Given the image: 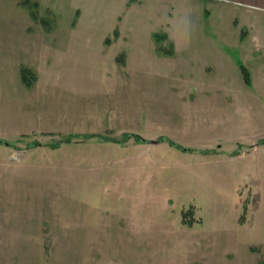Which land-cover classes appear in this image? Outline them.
Segmentation results:
<instances>
[{"label":"rangeland","instance_id":"374dc122","mask_svg":"<svg viewBox=\"0 0 264 264\" xmlns=\"http://www.w3.org/2000/svg\"><path fill=\"white\" fill-rule=\"evenodd\" d=\"M46 1L0 0V113L12 92L7 73L19 67L35 97L42 71L50 85L57 77L55 63L82 67L105 92L93 96L88 112L62 102L64 112H78L63 133L16 136L31 123L0 117V139L9 143H0V264H261L264 97L233 99L230 79L208 80L220 92L206 96L198 76L207 61L217 67L210 74L218 73L216 55L230 49L220 35L231 33L232 3L154 0L146 27L178 45L169 57L171 43L157 41L164 55L154 54L150 85L138 78L149 72L151 54L103 43L116 28L142 27L125 20L133 10L125 11L126 0H72L82 15L66 21ZM65 1L58 0L61 13ZM52 30L67 36L54 39ZM41 31L46 38H38ZM121 51H129L127 71L112 66L124 62ZM230 56L224 76L233 74ZM135 63H142L138 72Z\"/></svg>","mask_w":264,"mask_h":264},{"label":"crops","instance_id":"0c3cea01","mask_svg":"<svg viewBox=\"0 0 264 264\" xmlns=\"http://www.w3.org/2000/svg\"><path fill=\"white\" fill-rule=\"evenodd\" d=\"M226 1H230L234 6V9H232L231 12V20H233V23L235 25H231V33H222L220 37L229 38V41H232L229 42L230 49L226 51L227 54H223V50L220 49V56L216 55L219 62V64L217 65L219 67L218 73L212 72L213 74H210L211 71H216L217 67L214 68V66L208 61L205 64L206 67L204 66V64V67L201 66V73L198 75L201 79L200 85L203 88L204 86L206 87V92L204 95H212L214 97H218L217 94L220 92V89L216 88V85L214 86L208 84V80L216 83L217 80L230 79L229 84L233 86L231 91L233 99L240 100L241 96H243L252 102L261 100V97H264V0ZM71 2L72 0L65 1V6L67 8L64 9L62 13L58 10V0H47L45 5H56L54 6L55 12L53 13L57 21H66L69 15H74L76 19H79L80 15H82V10L77 4ZM37 3L39 5H43L44 0H41V2ZM63 3L64 0H62L61 4ZM237 5H244L246 7H258L262 10V13H260L259 15L245 13L243 11H239ZM128 8H133V10L129 13L128 19L127 17H125V20H128L127 22H137L138 24L142 23V27L140 28V25H138L137 28L133 29L131 32L120 31L118 28H116L117 31L114 32L113 30L112 35L107 36V39L104 40L103 43L107 47H112L118 42H121L122 44H126L129 46L131 45L132 48H134L135 53L140 54V52H143L144 50L145 54H151L153 63L150 64V67L148 68L149 70H147L149 72L146 73L144 78H142V75H140L141 78L139 77L138 79H145L146 81H150V85H154V54L164 55V53H169V57H175L177 51L176 46L178 45V42L175 41L174 38H172V35L168 34L167 32L159 33L146 27L147 24L154 21V0H126L125 11H127ZM66 10L67 14L65 15ZM61 14L62 18H60ZM239 15H241V17ZM122 16L123 14L118 15V22H122ZM171 16V11H167V17L171 18ZM240 20L244 23H242ZM238 23H241L242 25L240 26ZM72 24L73 23H71V25ZM233 26L237 27V30H234ZM73 28L74 26L70 27L71 30ZM41 32L44 34L43 31ZM50 33H54V39H57L58 37L65 38L67 36V32L59 30H52V32L50 31ZM216 35L214 36L215 38L217 37ZM38 38L44 39L46 38V36L44 34L38 36ZM131 39L132 41H130ZM157 41H160V43L162 42V44H165L167 42L169 44L171 43L172 51L170 50V52L164 53L160 52L156 47V44H158ZM45 43L46 42H44L43 44L44 46L47 45ZM60 45H67V42L63 40ZM229 51L230 53H228ZM121 53L125 55L124 62L119 63V65L115 62H112V66H114L116 69L119 68L120 70L127 71L128 68H131L132 66V63L129 61L128 57L129 51L127 53L121 51ZM223 55H225V57L228 56V58L229 55H232L230 57L232 61L231 67L233 68V74L231 73L230 76H224L225 72L221 73V71L223 72L224 64L226 63L227 65V63L229 62L227 57L223 58ZM235 55L237 57V63H240L237 67L233 64V60H235L236 58ZM49 63L50 62L46 61V65H49ZM22 64L26 65L25 63ZM141 64L142 63H135V69L137 70V72L140 69ZM27 67L31 68L30 65H28ZM45 67L46 66H44V69L46 70ZM19 68L17 72L19 71ZM54 69H56L59 73L57 77L52 81L51 85L48 84V80H52V78L48 75V72L45 73L42 71L41 77L36 80V82L39 83L37 89L38 94L36 97L35 95H32L33 93L31 92L30 88L25 87L24 79L19 78V74L17 75V72H13V74H10L9 72L7 73L9 79L12 81L11 83L8 81L7 85L11 87L12 92H6L7 95L6 97H4V99L6 98L7 110L5 114L0 113V117H3L6 120H10L13 118L16 121H23L27 124L31 123L29 129L25 130L27 132L18 133L16 136H18L19 134L28 136L32 134H55L57 132L63 133V131L61 130L64 129V126H66L67 124H71L70 120L73 119L78 112H74L73 110L64 112L63 106H60L62 102H65L67 105H69V107L78 106L80 107V109H85L84 112H88V110L86 109L90 107L89 103L93 96L96 94H103L105 92V89L95 88L91 84L93 82V78L91 79L92 76H87V73L85 72L82 73V71L84 70L78 65H73L71 63H55ZM244 72L247 73L246 75L248 76L249 82H246ZM202 83L204 84V86L202 85ZM41 85L42 88H40ZM97 91L99 93H97ZM37 99H44V104L42 106L36 105ZM259 111L263 112V108L260 107ZM89 112L92 116H96L95 112ZM158 143L161 144L165 142L158 141L155 142L154 145ZM252 245L248 246V250L250 252H254V250L251 249ZM258 245L262 246V253H260L262 255L260 257L261 259L259 260L261 264H264V242H259Z\"/></svg>","mask_w":264,"mask_h":264},{"label":"trees","instance_id":"16d2710c","mask_svg":"<svg viewBox=\"0 0 264 264\" xmlns=\"http://www.w3.org/2000/svg\"><path fill=\"white\" fill-rule=\"evenodd\" d=\"M245 74V80H246V82L248 81V77H247V75H246V72H244ZM131 136H135L136 138H137V140L138 141H141V136H139V135H134V134H131ZM160 140H164V141H166V142H169V143H171L174 147H178V144L177 143H175V142H170V140L167 138V137H162ZM186 149V148H185ZM189 150V149H188Z\"/></svg>","mask_w":264,"mask_h":264},{"label":"water","instance_id":"95a60500","mask_svg":"<svg viewBox=\"0 0 264 264\" xmlns=\"http://www.w3.org/2000/svg\"><path fill=\"white\" fill-rule=\"evenodd\" d=\"M161 141H164V140H161ZM141 142H145V143H147L148 140H147V139H144V138L142 137V138H141ZM151 142H152V143H155V142H158V141H157V140H151ZM0 143H3V144H5V145H8V144H9L7 141H5V140H1V139H0Z\"/></svg>","mask_w":264,"mask_h":264}]
</instances>
